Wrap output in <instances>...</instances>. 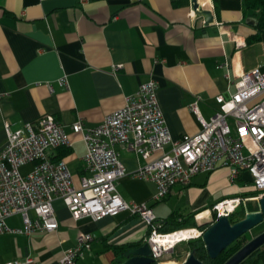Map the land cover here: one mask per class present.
Returning a JSON list of instances; mask_svg holds the SVG:
<instances>
[{"label":"crops","instance_id":"1","mask_svg":"<svg viewBox=\"0 0 264 264\" xmlns=\"http://www.w3.org/2000/svg\"><path fill=\"white\" fill-rule=\"evenodd\" d=\"M197 3L194 9L192 0H0V147L6 142L5 123L16 130L51 114L66 125L72 140L60 159L76 178L83 172L85 146L67 126L77 119L87 127L100 124L151 73L172 138L198 132L191 103L198 98L199 112L208 119L219 106L215 97L228 98L234 90L226 72L235 81L236 71L264 68V35L247 41L256 33L255 17L244 13L243 0ZM234 39L244 45L237 48ZM225 62L228 66H220ZM114 65L121 66L113 71ZM62 76L66 87L56 83ZM115 149L128 172L118 180L121 197L126 203H146L157 219L202 210L195 219L207 223L214 203L252 197L245 194L254 191L247 172L232 182L228 169L218 167L196 174L187 186L173 185L164 199L155 201V184L131 175L144 161L124 146ZM60 152L49 154L58 160L54 157ZM52 204L58 228L31 236L0 235V264L27 256L54 264L75 244L79 232L92 233L94 240L78 264H113V245L137 241L146 233L140 222L113 236L131 216L125 209L99 221L74 220L63 200ZM241 204L244 209L250 206L249 201ZM8 223L21 226V219L15 215ZM174 252L163 260L172 261ZM180 254L179 263L188 253L184 249Z\"/></svg>","mask_w":264,"mask_h":264},{"label":"built area","instance_id":"2","mask_svg":"<svg viewBox=\"0 0 264 264\" xmlns=\"http://www.w3.org/2000/svg\"><path fill=\"white\" fill-rule=\"evenodd\" d=\"M234 43L237 48L244 45L235 39ZM262 56L264 65V43ZM120 66L114 65L113 71ZM235 75L233 81L229 72L224 74L234 90L228 98L215 97L219 106L208 119L199 112L198 98L191 103L200 129L176 140L159 106L158 82L152 73L125 97L122 107L107 114L100 124L87 127L82 119L70 123L67 127L80 136L85 146L83 172L76 178L65 159L53 160L49 154L51 150L72 146L65 124L51 114L26 122L16 130L5 123L6 142L0 147V235L31 236L35 232L55 231L58 220L52 202L58 198L74 220L90 217L99 221L128 210L150 228L143 241L158 263L179 243L201 237L204 229L198 227L162 232L150 206L123 200L117 184L128 172L115 149L117 145L144 161L131 175L155 184V201L164 199L173 185L187 186L196 174L211 173L218 167L228 169L232 182L241 172H247L257 193L248 198L236 196L217 201L210 209L215 220L228 217L242 202L264 197V68L255 66L236 71ZM56 83L66 87L67 79L62 76ZM48 89L53 92V85L49 84ZM25 166L29 168L24 170ZM15 215L20 217L21 226L9 225L8 219ZM188 230L196 233L174 241L165 239ZM93 240L92 233L79 232L75 244L63 251L54 264H78ZM4 264L40 263L27 256Z\"/></svg>","mask_w":264,"mask_h":264},{"label":"water","instance_id":"3","mask_svg":"<svg viewBox=\"0 0 264 264\" xmlns=\"http://www.w3.org/2000/svg\"><path fill=\"white\" fill-rule=\"evenodd\" d=\"M193 8L198 7L197 0H192ZM256 206L254 211H246L245 216L235 222L231 223L227 216H220L215 221L210 222L201 235L204 247L208 256L211 259L228 247L233 241L245 232L250 231L253 227L264 221V197L259 199L249 200ZM140 218L136 217L129 223L120 227L115 233L114 237L122 234L124 231L130 229L132 226L139 224ZM264 244V230L256 236L252 237L247 243L234 252L223 264H239L253 251L260 248ZM166 260L156 262L149 249L148 243L142 241L141 244L135 247L128 248L118 256L117 264H165ZM178 264H203L197 259L193 253L189 252L186 257Z\"/></svg>","mask_w":264,"mask_h":264},{"label":"trees","instance_id":"4","mask_svg":"<svg viewBox=\"0 0 264 264\" xmlns=\"http://www.w3.org/2000/svg\"><path fill=\"white\" fill-rule=\"evenodd\" d=\"M214 3L217 0H213ZM243 10L244 13H249L250 16L255 17V28L256 33L253 34L248 38L247 41L252 40H259L261 35H264V0H243ZM61 152L58 153L54 158L60 159L65 154L69 152V149L67 147H61L58 148ZM256 191L248 192L245 195L246 196H254L256 195ZM256 210V206L250 205L247 206L246 209L242 206V204L239 205V207L231 213L228 218L231 223H235L239 220H241L245 216L246 211H254ZM202 211V210H201ZM196 211L193 213H189L186 215H181L176 212L170 213L167 217L164 219H158V221L161 223V226L159 228L162 232H172L175 230L183 229V228H202L205 229V227L212 221L215 220L216 216L213 214L211 216V221L207 223H197L195 219V215L198 212ZM136 218L135 215H131L125 222L129 223L131 220ZM264 223V221H263ZM150 231V228H146V233ZM251 234L248 232H245L241 236H239L235 241H233L228 247H226L223 251H221L216 258L211 259L204 247V243L201 239V237L192 238L189 239L186 242L187 249L186 253H193V255L203 262V264H223L234 252H236L240 247H242L245 243H247L251 239ZM143 241V238L137 240V241H129V242H123L120 244H116L112 246V251L114 253V261L113 264L118 263V256L125 250L131 247L138 246ZM172 260H174L172 258ZM239 264H264V244L253 251L248 257H246L241 263Z\"/></svg>","mask_w":264,"mask_h":264},{"label":"rangeland","instance_id":"5","mask_svg":"<svg viewBox=\"0 0 264 264\" xmlns=\"http://www.w3.org/2000/svg\"><path fill=\"white\" fill-rule=\"evenodd\" d=\"M249 204L251 205L252 203H249ZM263 230H264V223L261 222L258 225H256L255 227H253L250 231H248V233L251 234V237H254ZM184 249H187L186 242H181L175 247V252L171 257L174 259L173 261L176 262L177 264L179 263L178 259L181 256L180 252H181V250H184Z\"/></svg>","mask_w":264,"mask_h":264},{"label":"bare ground","instance_id":"6","mask_svg":"<svg viewBox=\"0 0 264 264\" xmlns=\"http://www.w3.org/2000/svg\"><path fill=\"white\" fill-rule=\"evenodd\" d=\"M192 233H196V232L192 231V230L182 231L181 233L172 234L165 239H167L168 241H174L179 236L187 237L189 235H192ZM167 240H165V241H167ZM165 264H177V263L172 260V261H166Z\"/></svg>","mask_w":264,"mask_h":264}]
</instances>
